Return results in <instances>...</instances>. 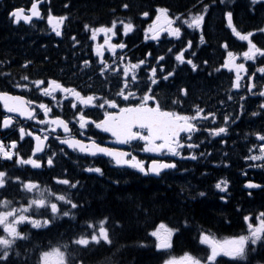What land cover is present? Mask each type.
Segmentation results:
<instances>
[{
  "label": "trees",
  "instance_id": "obj_1",
  "mask_svg": "<svg viewBox=\"0 0 264 264\" xmlns=\"http://www.w3.org/2000/svg\"><path fill=\"white\" fill-rule=\"evenodd\" d=\"M124 3L129 4L127 9L121 7ZM203 4L209 5L204 28L206 43L197 47L199 32L187 29L186 26L179 40L167 36L166 33H162L159 40L144 38V29L151 21L149 18L144 19L140 15L141 12L149 11L150 16L154 18L155 9L165 7L172 15L177 13L187 15L188 11L193 13L201 11ZM50 5L52 7L54 5L55 15L67 14L72 20L66 25L67 32L63 35V40L46 33L45 27L39 23L33 26L12 24L8 11L15 4L9 0L0 2V88L2 90L22 93V90L18 91L14 87L20 81L29 84L35 79L53 78L68 86H76L90 80L80 88L82 93L98 91L99 87L96 88V85L105 86L108 83L106 76H111L110 73H113V78L116 79V75L109 70L105 76H101L98 73L100 66L96 63V59L90 60L92 64L88 68L80 66L79 62L83 60V56L76 57V51H85L83 47L88 42L89 33L84 30L83 25L90 23L93 26L100 24L110 26L114 19L127 22L128 18H131L135 27L132 32L123 35L126 44L124 51L127 52L124 59L127 63L129 61L135 63L140 59L147 60L146 65H141L137 70V75L141 78V86L147 77L145 69L157 63L155 57L163 55L165 59L160 63L164 64L165 71H171L173 65H176V71L168 81H161L159 87L153 86L161 97L175 96V92L181 87L191 89L190 91H194L198 96H204L206 88L214 89L215 84H219L218 77L221 73L214 74L212 66H217L218 61L226 53L220 45L227 43L228 50L233 52H242L247 47L246 41H240L227 28L224 12L233 13L234 24L244 33L264 26V0L255 5L251 0H225L224 4L219 0L215 3L212 0H50ZM73 36L80 42L78 47L73 48L71 43ZM189 39L193 41V47L185 53V56L188 57L191 52H196V56L192 59L199 69L195 72H191L190 66L186 64H178L174 58L175 53ZM250 39L258 47L264 48V33L254 32ZM169 48L173 49L172 53L168 52ZM149 52L151 56L146 57ZM205 60L208 61L207 65L203 63ZM25 61L32 63L26 68L21 67ZM94 72L97 74L93 75ZM205 72L208 74V79H199ZM224 74L227 92L231 90L232 79L228 71ZM23 75H28L29 80H22ZM115 79L112 88L116 87ZM91 83L94 85L92 88L88 85ZM112 88H102L98 93L104 92L105 95L111 96L118 90ZM135 90L133 88V91ZM33 92L34 89L30 93ZM38 100L47 102L44 97ZM186 108V104L183 103V109ZM64 109L65 107L62 110L56 107L53 112L68 120L70 116ZM241 121L242 124L245 122L243 116ZM233 127L227 137V147L232 148L231 151L238 149L231 141L232 137L237 136V131H240L242 138L243 135L249 137L244 127L240 130L236 125ZM52 144L57 152L53 166L48 167L44 161L41 168L34 169L29 165H15L14 159L0 161V170H7L10 175L20 176L22 179L34 180L41 187L50 188L57 193L67 191L74 202L83 205L81 208L72 209L76 213L75 219L61 217L47 229H33V242L41 247L55 243L57 240H66L85 230L91 232V229H86V221L98 224L103 217L109 218L107 227L113 243L90 245L80 251L79 256L84 264H108L110 261H114V264H162L164 259L181 257L185 252L203 256L207 247L199 243L200 231L210 230L218 238L240 234L242 230H246L244 215L251 213L253 216L264 211V188L254 192L252 199H248L240 188L235 171L226 172V177L231 182L228 189L231 197L225 202L221 201L220 194L214 188L215 177L210 176L217 174L218 168L207 162H190L187 167L167 170L154 178L133 169L114 167L104 157L80 155L66 149L68 155H64L59 152V148H62L59 143L53 141ZM240 147H243V144H240ZM19 152L25 158L30 155L31 142L28 139L21 142ZM88 166L100 167L103 175L84 171L83 169ZM53 177L78 180L80 183L77 188L69 189L65 185L56 183ZM233 191L239 195L233 198L235 195ZM200 192H204L205 195L200 196ZM5 194L9 198L15 197L16 200L24 202L15 185H10ZM68 208L70 205L62 206L61 210ZM40 211L43 215H50V211L44 209ZM117 221L119 223H116ZM161 222L179 229L173 234L172 247L163 251L155 249V238L149 235ZM30 256V264H34L36 257L31 254ZM255 259H264V249L253 254V264Z\"/></svg>",
  "mask_w": 264,
  "mask_h": 264
},
{
  "label": "snow or ice",
  "instance_id": "obj_2",
  "mask_svg": "<svg viewBox=\"0 0 264 264\" xmlns=\"http://www.w3.org/2000/svg\"><path fill=\"white\" fill-rule=\"evenodd\" d=\"M48 2V0H32L31 7L28 13L24 14L22 8H14L9 12L13 23H30L33 18L44 19L39 5ZM213 3L216 0H212ZM221 4L225 0H219ZM261 2V0H251L253 5ZM68 5H65L67 7ZM121 7L127 9L129 4L124 3ZM209 9L208 4L202 5V10L195 13L188 11L187 15L184 13L170 14V10L165 7H157L155 9L154 18L150 16L149 11H143L141 16L147 17L151 23L144 29V38L159 40L162 33H166L169 37H175L178 40L182 37L183 28L199 32V44L206 43L205 40V16ZM224 18L227 21V28L240 41L247 42V49L239 55H242L244 60L255 62L257 57H264V48L258 47L250 37L254 32L264 33V26L253 29L244 33L236 27L233 21V13L231 11L224 12ZM47 24L52 32L57 37L62 35L61 27L68 19L66 15H53L51 8L47 11ZM117 23L122 25L123 34L127 35L132 32L135 25L131 18L127 22L124 20H112L111 25L100 24L93 26L90 23H84L83 28L86 32H90L89 39L96 41L99 34H103V43L95 44L93 47L94 54L99 58L96 62L100 64L99 74L105 76L106 70L110 69L107 60L104 59L105 46L107 51L116 55V49H124L126 45L121 43H111V38L117 35L115 31ZM150 34V35H149ZM74 45L80 43L75 36L71 38ZM193 47V41L189 39L178 52L175 53V61L181 65H188L193 72L198 70V65L194 62L192 57L196 56V52H191L190 56L186 57L185 53ZM226 52L223 58V63L213 71L219 72L221 69H227L233 72L234 78L231 81V89H240L241 80L245 79V74L248 69L244 63H237L238 54L228 50V44L220 45ZM169 53L173 52L172 48L168 49ZM151 56V53H147ZM47 57H45V60ZM121 61L124 57L119 58ZM163 55L155 57L156 64L147 67L146 80L141 86V78L137 75V70L141 65H146V59H140L135 63L123 65L122 80L117 82L118 90L111 95H97L95 92L83 94L81 90L76 87L66 86L58 79H35L30 81L36 86V89L43 97H50L52 104L56 107L61 106L62 100H70L72 109H77L73 114L71 120L64 119L61 115L53 113V107L49 103L43 101L37 103L32 99H27L24 95H12L8 91H0V104H2L5 113L18 114L28 120H36L40 125L46 127L40 128V134L26 129L24 126H19V139L24 140L26 136L31 137L35 141L31 149V154L26 158L20 155L17 149V140L8 141L7 145L3 140H0V159L12 161L15 157V165H30L34 169H39L43 166V157H36L37 153H44L49 145L45 142L49 140V136L61 129L63 136L55 135L54 139L59 141V144L66 145L68 149L73 152L83 153L87 156H106L110 158L116 166H127L134 169L143 175L160 176L166 170H174L177 168L175 159H151L146 165L145 161L138 159V157L131 152L123 151L117 148L105 146L102 142H98L94 135H86V131H91L92 128L99 130L102 133L110 134L114 138L115 143L123 145H131L136 142L142 145L138 148L140 152L156 153L162 157H179L180 159L196 160L197 155L191 151L187 156H184V149L198 148L200 145L193 143V134L202 130L201 121L207 122L211 118L212 124H216L217 114L215 111H206L204 107L199 104H193L191 112L183 111L184 100L188 97V90L186 88H179L178 94L171 97H161L153 86L159 87L161 81H168L170 77L174 76L176 65H173L171 71H165V67L161 61H164ZM31 61H25L21 67H27ZM84 68L91 65L88 59L82 60ZM115 63V61H113ZM205 65L208 61H203ZM159 68V73H158ZM112 72L119 75L116 68L111 69ZM256 72H259L264 78V65L255 69L250 75L246 76L247 91L251 95H259L264 97V83L257 85L254 81ZM211 75V73H209ZM22 80L28 81L29 76L23 75ZM91 79V78H89ZM110 83V81L108 82ZM47 86H44V85ZM16 88H28V84L17 83ZM259 87L260 91L257 93L253 89ZM136 90L133 91L132 89ZM60 94V100L57 99L56 94ZM229 101L233 100L232 95H228ZM239 99L244 101L245 96H240ZM224 104V101H220ZM79 105V108H78ZM87 107H93L102 110V118L92 119L84 112ZM240 112L233 114L226 112L223 114V123L220 126H212L203 128L209 136L217 137L222 134H227V125L235 123L240 119V115L244 111V105H239ZM259 109L264 110V101L259 104ZM43 113V119H37L38 112ZM50 113H52L50 115ZM264 112L253 111L250 115L255 117L262 115ZM14 117L5 114L0 128L8 129L13 126ZM75 121L78 124V132L74 131L70 124ZM259 144V154L246 155L243 157L246 161H261V164L249 165L250 167H264V132L257 131L253 133ZM78 137H83L78 138ZM225 141L221 139V143ZM253 145L252 148H255ZM249 148V153L252 152ZM16 150V151H14ZM59 152L68 155L64 148H59ZM201 156L204 153L200 154ZM57 152L51 151L47 155L46 164L51 167L54 165V157ZM36 157V158H34ZM86 172H94L103 175V170L100 167L88 166L83 169ZM67 171V170H65ZM53 179L58 184L67 186L69 189H75L80 181L70 180L68 178ZM10 185H15L18 194L21 196V202L15 197L9 198L5 193ZM247 188H257L260 185L252 181H247ZM215 188L220 192H225L228 188L226 180L218 181ZM0 264H30L31 255H35L34 264H84L80 258L79 252L88 248L90 245H111L113 243L110 236V230L107 227L108 217H103L97 223L86 221L87 230L69 237L66 240H57L55 243H49L41 247L33 242V229H47L59 217H68L75 219L76 213L72 209L83 207L82 204L74 202L71 194L67 191L57 193L50 188L41 189L38 182L31 179H22L20 176H12L7 170H0ZM183 191V189H182ZM47 193V195H45ZM204 196V192L199 193ZM251 195V193H249ZM221 200H226L225 196L220 197ZM70 208L61 210L62 206ZM41 209L45 211L50 210V215H43ZM252 214L243 216L246 230H242L240 234L231 235L224 238H217L209 230L208 232H199V243L207 246V250L203 256H196L185 252L182 257L176 259L170 257L164 259L162 264H253V254L258 250L264 249V211L255 214L254 222H252ZM116 223H119L118 221ZM178 228L169 227L163 222L155 227V230L149 233L155 238L154 247L156 250H168L172 247L173 234L178 232ZM27 245V246H26ZM224 258H227L225 260ZM114 264V261L108 262ZM254 264H264V259H255Z\"/></svg>",
  "mask_w": 264,
  "mask_h": 264
},
{
  "label": "flooded vegetation",
  "instance_id": "obj_3",
  "mask_svg": "<svg viewBox=\"0 0 264 264\" xmlns=\"http://www.w3.org/2000/svg\"><path fill=\"white\" fill-rule=\"evenodd\" d=\"M2 1H6V0H2ZM2 1H0V2H2ZM9 1L11 3L15 4L14 7L18 6L17 8H22L24 10V14L28 13V9H29L31 2H32V0H9ZM49 8H51L53 15H55V13L53 11L54 5L52 7L50 5V0H48V2H45L42 5H40V10H41V13H42V16L44 17V19L34 20V21H31L29 24L23 23V25L33 26L35 23H39L45 27L46 33L53 35V37H57L55 35V33L51 31V29L48 27V24H47L46 17H47V11ZM62 15H66L68 17L67 14H62ZM71 21L72 20L68 18L65 21L64 25H62V27H61L62 35L59 38H61L62 40L64 39L63 35L66 34V32H67L66 25L68 23H70ZM11 23L14 25L22 24V23H13L12 20H11ZM90 35H91V33H90ZM89 37L90 36L88 35V42L83 47L85 51L81 52V51L77 50L76 51V57L80 58V56H83V60H85V59H88V60L94 59L95 60V58L97 57L93 52V47L95 44H102L103 43V37L97 36L96 41H92L91 39H89ZM121 42L125 43L124 37L117 35V40L115 41V43L118 44ZM71 43H73L72 45H74L73 40H71ZM111 43H112V41H111ZM75 46L78 47L79 44H75ZM75 46H73V48ZM124 49H116V55L114 56L111 52L107 51V46H105L104 59L107 60V62L110 65L109 70L111 71L112 68H116L120 74L117 75L115 73V75H116V79H115V78H113L114 74L110 73L112 77L111 76L106 77L108 79V82L110 81V83H107L105 86L96 85V88L99 87V90L95 92L97 95H101V94L105 95L104 92H102L100 94L98 92H101L102 88L103 89H106L107 87L112 88L113 83H114V79L117 82L122 80V78H123L122 77L123 65L127 64V62L125 59L123 61H121L119 58L125 57V55L127 54V52H125ZM64 53H65V51H64ZM258 59L263 61L264 57H260ZM113 61H115V63H113ZM81 62H79L80 66L82 65ZM221 63H223V58L219 61V64H221ZM256 68L257 67L254 68V71ZM109 70H106V72ZM202 70L204 71V69H202ZM190 71L192 72L191 68H190ZM212 71H213V68H212ZM248 72H251V71L248 70ZM247 73L245 74V79H242L240 82L242 87H243V83L246 81ZM95 74H97V72L93 73V75H95ZM234 75H235L234 73L230 74L229 75L230 79H233ZM225 76H226L225 74L219 75V77H218L219 84L216 85L215 83H213V84H215L214 89L206 88L204 96H201V95L198 96V94L196 95V93H194V91H190L191 89L189 90V88H187V90H189L188 91L189 94H188V97L184 100V103L187 106V108L184 109L185 112H191L192 105L195 103V104H199L201 107H204L206 109V111H215L217 114V119H216L215 125L212 124L211 118H209V120L207 122L201 121L202 130L200 132L193 134L192 142L199 144L200 146L198 148H193V149H187L186 148L183 150L184 156H187L189 151L195 153L197 155L196 160L180 159L179 157H162L156 153L140 152L138 150V148L141 145H137L136 142H133L131 145H125L124 147H120V146L115 145L114 140H112L106 133H102L99 130H96L94 128H92L91 131H86V135H94L95 138L97 139V141L102 142L104 145L122 148L128 152H131L132 154L136 155L138 157V159L144 160L146 165L151 161V159H175L177 162V168L174 170H178L179 168H182V166L187 167L190 162H195V161L207 162L213 167H215V166L218 167L217 174H210V176L213 178L214 177L216 178V176L219 177L216 180V182H218L220 180H225L226 172H229V169H234L237 172L238 176L236 178L238 179V181L240 183L241 190H243L246 193L245 196L248 199H251L254 192L264 188V167H250L249 165L261 164L262 162L261 161H246L245 159H243V157L246 155L259 154V144L261 143V141H258L253 133H255L257 131L264 132V114L258 115L255 117L251 116L250 114L253 111L264 112V110L259 109V104L262 101H264V97H260L259 95H255V96L251 95L250 93H248L247 88H246L245 92L242 93V95H241L240 89H238V90L236 89L235 91H233V93L228 92V91H230V90H228L227 91L228 93H227L226 89H225V80H226ZM91 79H93V78H91ZM199 79H203V80L208 79V74L205 72L203 74V76L199 77ZM88 81H90V80H88ZM254 81L257 83V85H260V84L264 83V78H262V76L260 74H258V72H256V76L254 77ZM92 83L88 84L90 88H92L94 86ZM206 84L208 85L210 83H206ZM81 85L83 86L85 84H81ZM76 88H78V86H76ZM112 89H118L117 84H116V87H114ZM103 91H105V90H103ZM253 91L258 93L260 91V88L257 87L255 89H253ZM176 92H175V95L178 94V91H176ZM83 94H89V93H83ZM228 95H232L234 97V99L229 101L227 99ZM26 96H27V98L29 97V99H32V100L35 99V97L33 95L31 96L27 92H26ZM106 96L111 97L110 95H106ZM240 96H245L246 99L244 101H241L239 99ZM221 100L224 101V104L220 103ZM65 101L70 102V98L68 100H65ZM240 104L244 105L243 114L246 115V117L244 119L245 122L243 124H242L241 115H240V119L236 120L235 123L230 122L227 125V127H228L227 134H222V136L212 137V136H209L207 132L203 131V128L212 127V126H217V127L220 126L223 123V114L226 112L232 113L233 117H234L236 115V113L240 112V108H239ZM65 106H66V102H63L59 108L63 109ZM78 108H79V105H78ZM76 111H77V109H73V110L69 109L68 110L69 116H73V114ZM37 112H38L37 119H43V117L40 116L39 111H37ZM84 112L87 115H89L92 119L102 118V110H100V109L93 108V107H87L84 109ZM1 114H2V107L0 106V116H1ZM68 120H71V119H68ZM18 122H19V120L14 119L13 124L18 123ZM29 122H32V123L36 124L37 126H40V124H38L36 120H31ZM32 123H30V124H32ZM19 124H21V121L19 122ZM30 124H27V125L29 126ZM235 125H236L237 129H239V130L241 129V127H244L245 131L249 133V137H247L248 135H243V138H242L240 135V131H237V136L232 137V139H231V141L233 143H235L237 145V148H238V149L235 148L233 150L234 151L233 152V151H231L232 148L227 147V136L229 134V130L231 128H234L233 126H235ZM42 126L46 127V125H42ZM70 127H72L74 129V131L78 132V124H76L75 121H72V123L70 124ZM53 135H54L53 137H55V135H60V134L58 132H56V133H53ZM78 138L83 139V137H78ZM221 139H223L225 142L221 143ZM53 141H56L57 143H59V141L52 138V139H50L49 144L53 145L52 144ZM240 144H243V147H240ZM253 145H256V147L252 148ZM249 148H252L251 153H249V151H248ZM239 149L242 151H240ZM201 153H204V155L201 156L200 155ZM38 157H41V156H38ZM42 157H43L42 161L44 162L47 156H45V154H44V155H42ZM210 157H212V159ZM214 157H216V158H214ZM34 158H36V157H34ZM246 181H253V182L258 183V184L260 183L262 185V187L257 189V190H254V189L247 190V189L243 188ZM238 192H239V190H238ZM249 193H251V195H249ZM239 194H240V192H239ZM238 195H236V196H238ZM221 196H225L226 200L230 197V195H224L221 193L219 195V199ZM226 200H221V201L225 202ZM237 210H239L238 207H237ZM251 219H254V217L252 216Z\"/></svg>",
  "mask_w": 264,
  "mask_h": 264
},
{
  "label": "rangeland",
  "instance_id": "obj_4",
  "mask_svg": "<svg viewBox=\"0 0 264 264\" xmlns=\"http://www.w3.org/2000/svg\"><path fill=\"white\" fill-rule=\"evenodd\" d=\"M117 28H119V30L121 31L122 30V25H117L116 26V29ZM116 29H115V31H116ZM98 36H102L103 37V34H99ZM117 40V36L115 35V36H113L112 38H111V41H112V43H115V41ZM240 53H242V52H239V53H237L238 54V56H237V63H244L245 65H246V63L247 62H250V63H254L257 67H259V66H261V65H264V60L263 61H260V62H257V59L258 58H260V57H257V59H256V61L255 62H253V61H246V60H244V58H243V56L242 55H239ZM246 67V66H245ZM258 74H260L259 72H258ZM261 75V74H260ZM20 84H25L23 81H20L19 82ZM17 89H22V88H17ZM56 96H57V94H56ZM57 99L58 100H60V97H58L57 96ZM64 100H62V102H63ZM142 146V145H141ZM45 188H47V187H41V189H45ZM45 195H47V193H45ZM20 201V200H19ZM50 211V210H49ZM59 218H61V217H59ZM0 231H2V230H0ZM182 257V256H181ZM180 257H177L176 259H179Z\"/></svg>",
  "mask_w": 264,
  "mask_h": 264
},
{
  "label": "water",
  "instance_id": "obj_5",
  "mask_svg": "<svg viewBox=\"0 0 264 264\" xmlns=\"http://www.w3.org/2000/svg\"><path fill=\"white\" fill-rule=\"evenodd\" d=\"M30 14V13H29ZM33 20H38L37 18H33ZM225 21H226V19H225ZM226 24H227V21H226ZM1 106H2V104H0ZM3 107V106H2ZM3 112L5 113V110H4V108H3ZM6 114H8V115H12L13 117H17V118H20V119H26V118H24V117H20L18 114H13V113H6ZM58 131H60L61 132V134L62 135H64L63 134V132H62V130L61 129H58ZM110 135V134H109ZM46 144H47V141L45 142ZM34 144H35V141L33 140V146H34ZM66 148H67V146L66 145H64ZM68 149V148H67ZM69 150H71V149H69ZM121 150V149H120ZM124 151V150H123ZM39 154H42V153H37L36 155H39ZM83 154V153H82ZM86 155V154H85ZM97 157H101V156H97ZM104 157H106V156H104ZM106 158H108L109 160H110V158L109 157H106ZM117 167H119V168H128L127 166H123V167H120V166H117ZM151 177H157L156 175H152V174H149ZM245 188L246 189H251V188H247L246 186H245ZM259 187H257V188H254V189H258Z\"/></svg>",
  "mask_w": 264,
  "mask_h": 264
},
{
  "label": "bare ground",
  "instance_id": "obj_6",
  "mask_svg": "<svg viewBox=\"0 0 264 264\" xmlns=\"http://www.w3.org/2000/svg\"><path fill=\"white\" fill-rule=\"evenodd\" d=\"M12 11V8H10L9 9V11H8V15H9V12H11ZM90 17V16H89ZM187 79V78H186ZM233 193H234V191H233ZM235 194V193H234Z\"/></svg>",
  "mask_w": 264,
  "mask_h": 264
}]
</instances>
